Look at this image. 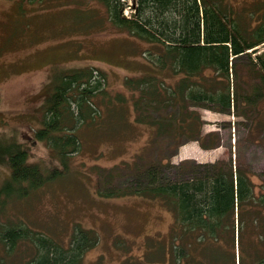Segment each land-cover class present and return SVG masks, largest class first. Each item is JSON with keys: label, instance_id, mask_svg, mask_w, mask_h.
Here are the masks:
<instances>
[{"label": "trees", "instance_id": "16d2710c", "mask_svg": "<svg viewBox=\"0 0 264 264\" xmlns=\"http://www.w3.org/2000/svg\"><path fill=\"white\" fill-rule=\"evenodd\" d=\"M89 1L103 8V22L154 46L148 49L147 71L124 77L123 85L136 94L135 121L154 128L155 137L174 141L165 161L136 155L99 167L98 195L159 199L173 215L170 230L178 232L181 244L171 254L181 264H264V172L258 173L256 189L253 173L237 152L235 160L229 152L213 162H171L189 140L204 149L219 145L213 131L203 132L200 108L243 117L264 136V48L257 52L264 45V21L248 27L228 0ZM95 70L81 66L53 71L34 139L0 138V166L8 170L1 192L23 196L67 171L68 157L80 145L76 128L88 115L86 107L89 113L93 110L102 84ZM168 76L178 78L169 84ZM36 141L45 143L47 157L31 161L29 144ZM0 239L5 247L0 264H8L17 242L33 247L19 264H84L83 256L98 235L76 225L63 245L20 225L4 230Z\"/></svg>", "mask_w": 264, "mask_h": 264}, {"label": "rangeland", "instance_id": "374dc122", "mask_svg": "<svg viewBox=\"0 0 264 264\" xmlns=\"http://www.w3.org/2000/svg\"><path fill=\"white\" fill-rule=\"evenodd\" d=\"M228 2L248 27L264 21V0ZM93 9L98 14H91ZM101 13L103 8L89 0H0V138L34 139L42 115L40 103L53 71L91 66L102 83L93 97V110L89 113L86 107L88 115L76 128L80 145L68 157L67 171L23 196L0 191V235L23 225L67 245L79 225L98 235L83 256L84 264H181L171 254L181 244L178 232L170 230L173 215L159 199L100 196L95 187L99 167L136 155L144 161H165L174 146L173 140L155 137L154 128L135 121L136 94L123 85L124 77L147 71L148 49L154 46L114 29L100 19ZM263 48L259 45L257 52ZM177 78L168 76L165 82L173 84ZM199 112L203 132L213 131L219 145L204 149L189 140L178 147L171 162H213L237 152L253 173L257 189L258 173L264 172L260 128L232 113L206 108ZM29 145L31 161L47 157L43 141ZM7 178V168L0 166V189ZM32 253L30 243L17 242L6 260L19 264ZM2 255L5 247L0 239Z\"/></svg>", "mask_w": 264, "mask_h": 264}]
</instances>
